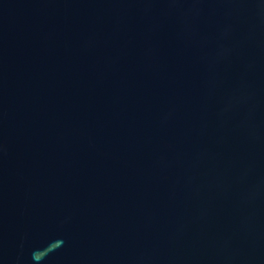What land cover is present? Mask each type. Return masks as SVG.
Instances as JSON below:
<instances>
[{"label":"water","instance_id":"water-1","mask_svg":"<svg viewBox=\"0 0 264 264\" xmlns=\"http://www.w3.org/2000/svg\"><path fill=\"white\" fill-rule=\"evenodd\" d=\"M0 264H264V0H0Z\"/></svg>","mask_w":264,"mask_h":264}]
</instances>
